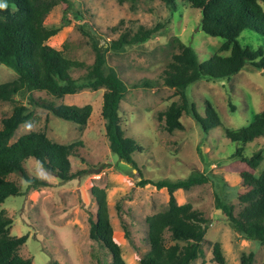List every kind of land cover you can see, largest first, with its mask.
I'll use <instances>...</instances> for the list:
<instances>
[{"label":"rangeland","instance_id":"rangeland-1","mask_svg":"<svg viewBox=\"0 0 264 264\" xmlns=\"http://www.w3.org/2000/svg\"><path fill=\"white\" fill-rule=\"evenodd\" d=\"M264 10V3H261ZM201 14L186 3H177L171 13L160 0H68L58 4L45 18L44 26L58 29L48 45L71 59L89 65L96 51L102 59V72L114 71L126 91L120 103V125L126 137L137 143L133 156L141 174L114 156L109 148L101 118L103 90L80 91L53 98L33 92L32 98L56 106L91 107L84 126L54 117L42 107L28 103L19 95L12 103H0V121L9 117L16 105H23L32 117L14 133L10 143L32 131L43 132L55 143L79 142L69 158L71 171L87 172L70 181H59L41 168L34 159L24 162L25 172L46 183L37 190L27 188L20 175L8 179L17 184L21 195L8 197L0 205V214L12 221L9 236H27L17 255L31 264H111V257L89 238V222L97 213L110 221L114 242L120 247L125 264H138L148 251L146 219L167 208L168 193L139 181L185 179L194 171L208 177V182L189 191L178 190V205L190 204L207 221L203 257L192 264H215L212 247L221 246L224 264H240L242 255L253 253L252 264H264V246L242 240L216 209L215 198L241 208L237 195L245 191L240 174L258 176L264 171V138L248 143L241 151L238 144L224 137V130L247 127L264 110V73L247 64L231 76L216 82L198 81L186 90L197 114L204 117L206 102L216 111L221 126L204 133L190 114L179 121L182 130H165L160 114L179 101L173 89L165 87L162 70L176 53L175 39L191 47L199 62L215 54L223 40L205 35L199 28ZM139 27L157 29L145 44L111 50V42L124 31L134 33ZM243 47L264 53V37L243 31L238 38ZM222 56L228 55L221 53ZM83 72L74 71L77 78ZM15 74L0 65V84L12 81ZM149 82V86H144ZM240 152L252 157L260 151L256 168H250L233 155Z\"/></svg>","mask_w":264,"mask_h":264},{"label":"trees","instance_id":"trees-1","mask_svg":"<svg viewBox=\"0 0 264 264\" xmlns=\"http://www.w3.org/2000/svg\"><path fill=\"white\" fill-rule=\"evenodd\" d=\"M171 13L177 3H186L201 14L199 28L207 36L221 38L222 45L206 61L199 62L194 50L175 39L176 53L162 70L163 85L173 89L179 101L172 103L160 118L169 133L182 130L179 121L183 113L190 114L204 133L221 126L213 107L206 102L204 117H200L186 90L192 84L206 80L216 82L229 79L239 73L247 64L264 73V53L252 51L239 44L238 38L243 31H250L264 37V0H160ZM61 3L68 0H0L5 7L0 8V65L14 72L12 81L0 84V103H12L19 95L27 96L28 103L42 107L54 117L84 126L90 115L91 107L56 106L32 98L33 92H44L53 98L73 95L80 91L103 90L101 118L104 122L105 137L110 152L141 174L133 156L139 147L135 140L126 137L120 125L119 109L126 87L119 76L110 71L102 72V59L98 51L94 60L84 62L67 58L60 50L48 45L50 39L59 32L48 29L44 20ZM157 29L139 27L136 32L124 31L111 42L115 53L126 48L145 44L157 33ZM221 53L228 55L222 56ZM74 71L83 73L77 78ZM144 86H149L145 82ZM32 114L26 106L16 105L12 114L0 121V205L8 197L21 195V189L10 181V175H20L28 190L45 187L40 179L30 177L23 167L25 161L34 159L42 169L55 175L59 181H70L87 172L71 171L69 158L74 154L79 142L62 145L50 140L43 132L32 131L10 143L16 130ZM224 137L238 144L240 150L248 143L264 138V110L255 115L254 120L245 128L224 130ZM233 155L250 168H256L261 159L260 151L252 157H244L240 152ZM245 191L237 195L241 206L237 214L231 204L215 198L216 209L224 217L230 229L242 240H252L264 246V171L258 176L249 172L240 174ZM208 177L194 171L185 179L176 181H139V186L150 185L156 190L165 189L168 193L167 208L146 219L148 251L138 264H192L203 257V243L207 231V221L202 213L190 204L178 205L174 192L189 191L208 182ZM89 222V238L104 248L111 257V264H125L120 247L112 238V227L108 219L96 214ZM12 221L0 214V264H31L30 259L17 255V250L27 241V236H9ZM212 261L224 264L221 246L212 247ZM253 253L242 255L240 264H252ZM56 264V263H53Z\"/></svg>","mask_w":264,"mask_h":264},{"label":"clouds","instance_id":"clouds-1","mask_svg":"<svg viewBox=\"0 0 264 264\" xmlns=\"http://www.w3.org/2000/svg\"><path fill=\"white\" fill-rule=\"evenodd\" d=\"M3 7H5V5L0 4V8H3Z\"/></svg>","mask_w":264,"mask_h":264}]
</instances>
